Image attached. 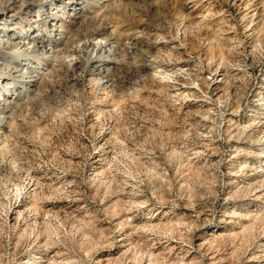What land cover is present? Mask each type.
Wrapping results in <instances>:
<instances>
[{"label":"rangeland","instance_id":"374dc122","mask_svg":"<svg viewBox=\"0 0 264 264\" xmlns=\"http://www.w3.org/2000/svg\"><path fill=\"white\" fill-rule=\"evenodd\" d=\"M0 264H264V0H0Z\"/></svg>","mask_w":264,"mask_h":264}]
</instances>
